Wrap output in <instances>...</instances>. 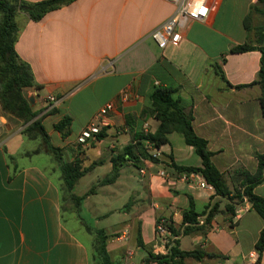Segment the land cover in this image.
I'll list each match as a JSON object with an SVG mask.
<instances>
[{"label": "crops", "instance_id": "obj_1", "mask_svg": "<svg viewBox=\"0 0 264 264\" xmlns=\"http://www.w3.org/2000/svg\"><path fill=\"white\" fill-rule=\"evenodd\" d=\"M174 10L167 0H75L39 21L20 12L16 51L30 64L41 86L28 92L35 96V109L44 108L38 116L63 160L93 165L88 173L102 168L100 182L135 134L158 129L153 92L171 87L192 117L197 135L207 140L212 162L229 189L243 192L245 173L257 172L258 155L264 153L262 89L253 83L264 47V2L215 0L205 21H191L177 44L159 48L151 33ZM243 44L255 48L231 52ZM123 91L129 92V99L120 98ZM48 95L56 102L46 101ZM106 102H112L114 109L104 136L79 144L81 131ZM65 117L70 123L64 136L55 125ZM30 142L35 143L33 149H26ZM144 145L149 153L161 152L158 162L144 161L138 167L127 157L118 165L114 182L94 184L95 191L78 208L69 205V220L84 228L89 236L85 238L64 216L58 161L40 140H29L16 125L6 124L3 129L0 124V264H95L94 235L86 225L105 232L113 261L121 263L132 248L141 263L153 253L157 221L164 218L182 228L191 202L201 214L200 224L210 204L218 203V212L208 233L179 235L180 249L220 255H204L201 260L187 257L185 264H241L246 254L257 250L264 219L246 196L235 204L232 215L225 210L230 201L215 189L166 181L158 174L163 166L178 171L172 163L202 166L201 157L182 133H169L168 142L159 148L146 140ZM141 167L146 174L139 173ZM253 192L264 198V181ZM82 214L93 216L94 225ZM125 228L130 232L126 240L119 237ZM139 236L144 247L138 243ZM259 264H264V250Z\"/></svg>", "mask_w": 264, "mask_h": 264}, {"label": "trees", "instance_id": "obj_2", "mask_svg": "<svg viewBox=\"0 0 264 264\" xmlns=\"http://www.w3.org/2000/svg\"><path fill=\"white\" fill-rule=\"evenodd\" d=\"M75 0H41L37 2H28L25 0H0V102L2 109L22 120L23 125L27 127L22 133L31 140H40L41 146H44L45 151L51 153L59 163L62 179V200L63 208L66 205H72V208H78L87 194L95 191V187L89 192L78 195L75 193V188L86 173H88L93 165L85 166L83 162L75 160L66 162L63 160L61 150L55 147L50 137L42 124V119L38 115L44 108L38 110L31 104V100L25 96V91L29 88H40L37 83L32 68L29 63L24 61L16 51V41L19 37L20 26L17 21V16L20 12L25 13L31 20L39 21L48 12L59 9L65 5L72 3ZM264 2V0H260ZM264 15V11H263ZM261 30H264L262 26ZM264 36V34H262ZM254 46L243 44L231 48V52L239 53L254 49ZM262 52L261 66L258 74V79L254 84H259L262 89L260 104L264 116V47L260 48ZM222 77L223 71L219 70ZM174 89L167 86L157 87L153 92L152 107L156 117L160 120L158 129L151 133H138L134 135V140L129 144L123 154L113 160V170L105 176L100 182V185L114 182L119 175L118 165L123 159L135 163L138 167L143 162V159H151L158 162V158H154L147 151L144 141H149L155 147H160L168 142V134L171 132L182 133L186 143L193 146L202 159V166L187 167L177 166L172 163L178 171L200 172L205 180L211 184L216 191V194L228 199L230 202L225 207L226 212L235 214V204H239L243 197H247L252 203L253 208L264 219V198L253 192L254 187L264 181V153L258 155L259 167L255 174L245 173L246 183L243 192L236 191L232 193L229 189L224 174L213 164V152L208 148V142L204 138L197 135L194 130L192 117L184 111L181 101L174 97ZM50 111H55L52 108ZM70 118L65 117L58 122L55 127L65 136L68 131ZM105 127L100 132L98 139L104 136ZM40 148L36 151H40ZM218 203L210 204L205 213V220L202 224L199 222L200 213L195 210L193 202L190 208L184 212V221L182 228L171 226V229L176 235H188L192 232L202 231L208 233L211 229L212 221L218 212ZM86 228L94 235L93 240V261L95 264H121L113 261L107 251L106 241L107 235L104 231L94 229L86 225ZM138 243L141 247L143 241L140 236ZM256 248L261 254L264 250V227L261 230L260 237L256 244ZM204 255L218 256L217 253H207L201 249L192 251H183L180 249L179 240H176L172 248L171 254L167 256H158L149 253L146 261L154 260L156 264H185L187 257H193L201 260Z\"/></svg>", "mask_w": 264, "mask_h": 264}, {"label": "built area", "instance_id": "obj_3", "mask_svg": "<svg viewBox=\"0 0 264 264\" xmlns=\"http://www.w3.org/2000/svg\"><path fill=\"white\" fill-rule=\"evenodd\" d=\"M175 6L173 14L166 19L160 26L153 30L151 36L159 48H166L169 44H177L181 40V31L184 30L191 21H205L211 14L215 0H167ZM129 92L123 91L120 98L129 99ZM49 103L56 102L52 95L46 97ZM114 109L112 102L103 104L95 115L90 119L84 129L78 136L79 144H86L90 141H97L102 129L107 125V118ZM154 158H160L161 152L157 149L150 152ZM156 163L151 159H143V162ZM139 173H147L146 168H139ZM158 174L166 181L183 180L200 188L214 190L200 172L176 171L171 172L168 166H163ZM171 222L162 218L156 224V243L153 247V254L158 256H167L171 254L172 248L179 236L174 234L171 229ZM129 229L125 228L120 231L119 237L122 239L129 238ZM136 250L130 248L125 252L121 264H156V261H143L138 263ZM260 253L253 250L245 255L241 264H259Z\"/></svg>", "mask_w": 264, "mask_h": 264}, {"label": "rangeland", "instance_id": "obj_4", "mask_svg": "<svg viewBox=\"0 0 264 264\" xmlns=\"http://www.w3.org/2000/svg\"><path fill=\"white\" fill-rule=\"evenodd\" d=\"M29 89L25 91V96L31 100V104H35V96L32 93L28 92ZM0 121L1 126L3 129H5L6 124H13L16 125L17 128L22 129V131L27 127V125H23L22 120L14 117V115H11L10 113L6 112L2 109V105L0 102ZM31 140V139H29ZM34 141V140H33ZM35 144V143H34ZM33 142H30L28 146H26V149H33L34 147ZM135 170V169H134ZM103 169L102 168H96L95 170L88 173L86 176L82 177L79 181V183L76 185L75 192L79 195H82L86 191H88L94 184H97L99 180L104 176L103 175ZM71 213L69 205H66V208L64 210V216L69 221L70 225L79 233L81 236L88 238L87 232L84 230V228H81L78 224L71 223L69 220V214ZM82 216L86 219V221L94 225V220H92L90 217L94 218L93 216L82 214Z\"/></svg>", "mask_w": 264, "mask_h": 264}]
</instances>
